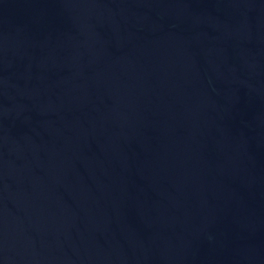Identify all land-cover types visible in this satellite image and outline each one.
<instances>
[{
  "label": "water",
  "instance_id": "obj_1",
  "mask_svg": "<svg viewBox=\"0 0 264 264\" xmlns=\"http://www.w3.org/2000/svg\"><path fill=\"white\" fill-rule=\"evenodd\" d=\"M0 264H264V0H0Z\"/></svg>",
  "mask_w": 264,
  "mask_h": 264
}]
</instances>
